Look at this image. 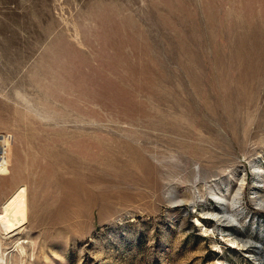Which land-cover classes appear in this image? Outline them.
<instances>
[{"label":"rangeland","instance_id":"374dc122","mask_svg":"<svg viewBox=\"0 0 264 264\" xmlns=\"http://www.w3.org/2000/svg\"><path fill=\"white\" fill-rule=\"evenodd\" d=\"M1 257L264 264V0H0Z\"/></svg>","mask_w":264,"mask_h":264},{"label":"bare ground","instance_id":"6f19581e","mask_svg":"<svg viewBox=\"0 0 264 264\" xmlns=\"http://www.w3.org/2000/svg\"><path fill=\"white\" fill-rule=\"evenodd\" d=\"M223 218V217H222ZM221 219H219V221H220ZM232 221L234 222V221H236L235 219H232ZM0 262H1V264H4L3 262H4V258L3 257H1L0 258Z\"/></svg>","mask_w":264,"mask_h":264}]
</instances>
